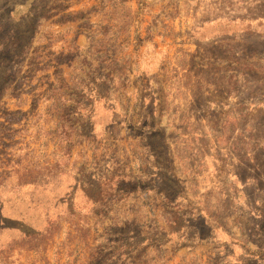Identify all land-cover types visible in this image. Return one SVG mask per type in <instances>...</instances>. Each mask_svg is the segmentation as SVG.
Segmentation results:
<instances>
[{"label":"rangeland","instance_id":"rangeland-1","mask_svg":"<svg viewBox=\"0 0 264 264\" xmlns=\"http://www.w3.org/2000/svg\"><path fill=\"white\" fill-rule=\"evenodd\" d=\"M0 264H264V0H0Z\"/></svg>","mask_w":264,"mask_h":264}]
</instances>
